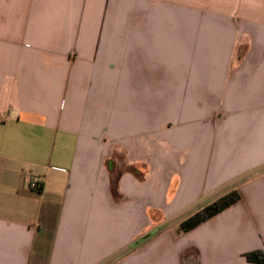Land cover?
<instances>
[{
	"label": "crops",
	"instance_id": "obj_1",
	"mask_svg": "<svg viewBox=\"0 0 264 264\" xmlns=\"http://www.w3.org/2000/svg\"><path fill=\"white\" fill-rule=\"evenodd\" d=\"M231 192L238 202L178 232ZM252 252L264 253V0H0V264Z\"/></svg>",
	"mask_w": 264,
	"mask_h": 264
},
{
	"label": "trees",
	"instance_id": "obj_2",
	"mask_svg": "<svg viewBox=\"0 0 264 264\" xmlns=\"http://www.w3.org/2000/svg\"><path fill=\"white\" fill-rule=\"evenodd\" d=\"M240 199L237 192H231L220 199L216 200L215 202L205 206L204 208L197 211L194 215L187 218L183 222L179 224L178 232L179 233H187L205 221L209 220L210 218L218 215L225 209L229 208ZM150 236L145 235L144 237L137 240L133 243V247H137L146 241ZM244 258L248 263L251 264H264V253L263 252H252L244 255Z\"/></svg>",
	"mask_w": 264,
	"mask_h": 264
},
{
	"label": "built area",
	"instance_id": "obj_3",
	"mask_svg": "<svg viewBox=\"0 0 264 264\" xmlns=\"http://www.w3.org/2000/svg\"><path fill=\"white\" fill-rule=\"evenodd\" d=\"M41 180L32 178L29 182V188L33 191H38L40 188Z\"/></svg>",
	"mask_w": 264,
	"mask_h": 264
}]
</instances>
